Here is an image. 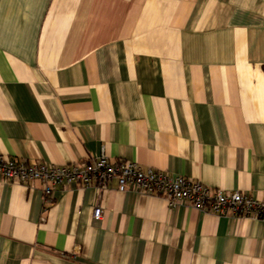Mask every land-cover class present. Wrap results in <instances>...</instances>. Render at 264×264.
Returning <instances> with one entry per match:
<instances>
[{
    "label": "crops",
    "instance_id": "obj_1",
    "mask_svg": "<svg viewBox=\"0 0 264 264\" xmlns=\"http://www.w3.org/2000/svg\"><path fill=\"white\" fill-rule=\"evenodd\" d=\"M102 153L264 199V0H0V154ZM0 264H264V221L0 179Z\"/></svg>",
    "mask_w": 264,
    "mask_h": 264
},
{
    "label": "built area",
    "instance_id": "obj_2",
    "mask_svg": "<svg viewBox=\"0 0 264 264\" xmlns=\"http://www.w3.org/2000/svg\"><path fill=\"white\" fill-rule=\"evenodd\" d=\"M0 179L23 185L37 182L46 200L59 187L94 186L98 190H106L115 183L118 192L136 191L161 197L168 208L185 203L218 216L254 217L264 221V199L238 192L226 194L211 190L196 180L143 169L134 162H112L104 153L94 160L66 166L49 165L42 161H18L0 154ZM101 213L97 207L93 217L98 219Z\"/></svg>",
    "mask_w": 264,
    "mask_h": 264
}]
</instances>
